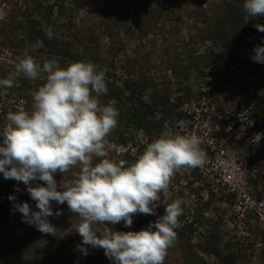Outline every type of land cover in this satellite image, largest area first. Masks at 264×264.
Returning a JSON list of instances; mask_svg holds the SVG:
<instances>
[{
  "label": "rangeland",
  "instance_id": "374dc122",
  "mask_svg": "<svg viewBox=\"0 0 264 264\" xmlns=\"http://www.w3.org/2000/svg\"><path fill=\"white\" fill-rule=\"evenodd\" d=\"M228 1L0 0V10L7 13L0 20V31L6 36V40L0 36V79L15 71L17 57L25 52L41 66L52 59L66 65L41 43L32 44L21 30H14L17 23L25 26L29 17L36 21L35 28L45 33L51 29L58 39L71 43L74 59L98 61L116 85L122 86L125 79L144 77L149 87L142 99L152 103L151 95L164 97L167 108L173 110L167 121L169 130L196 134L201 139L208 162L176 173L168 191L161 194L155 215L136 214L131 227L123 222L109 225L117 231L146 229L165 214L167 204L182 200L177 238L164 264H221L223 257L233 264H264V247L253 245L251 224L253 203L264 201V142L252 129L249 115L253 105L246 104V94L239 92L246 83L250 84L249 92L253 90L247 67L252 63L254 44H259L258 37L234 35L228 42L202 38L215 13L223 11ZM56 2L62 5L61 14ZM201 54L207 58L199 63ZM190 58L198 63L195 67ZM235 61L237 66H233ZM209 70L215 73L214 78L207 75ZM44 82L21 75L12 88L0 90V130L8 123L9 111L31 110L32 93ZM218 83L220 91L213 88ZM204 91L208 93L201 94ZM154 119L157 121V115ZM180 121L186 128L176 127ZM164 126L149 135L128 128L125 146L117 143L112 131L106 138L107 158L129 163L144 151L147 142L165 131ZM54 178L59 183L62 176L57 173ZM4 192L16 200H9L10 209L0 211V264H113L103 249L85 246V256L77 248L82 244L76 232L80 221L66 203L52 202L53 212L62 213L48 218L58 229L53 236L24 223L22 214L14 210V203L27 202L38 211L23 182L6 180L0 173V194Z\"/></svg>",
  "mask_w": 264,
  "mask_h": 264
},
{
  "label": "clouds",
  "instance_id": "9594fccd",
  "mask_svg": "<svg viewBox=\"0 0 264 264\" xmlns=\"http://www.w3.org/2000/svg\"><path fill=\"white\" fill-rule=\"evenodd\" d=\"M243 10L253 18L264 16V0H244ZM6 15L0 10V20ZM255 27L264 32V25ZM46 35L51 39L54 33L49 29ZM252 52L250 59L264 64V45ZM17 60L15 71L0 79V90L12 88L21 75L45 82L32 93L31 110L9 111L8 123L0 130V173L6 180L23 182L38 209L22 202L14 203V210L22 214L24 223L57 236L58 229L48 218L62 213L53 212L52 202L66 203L79 217L76 232L82 244L77 248L83 255L88 254L85 246H91L103 249L113 264H164L177 238L182 200L167 204L165 214L146 229L117 231L109 225L123 222L131 227L134 215H155L175 174L208 162L201 139L169 130L166 121L165 131L147 142L133 162H114L107 158L106 138L118 125L119 111L115 99L100 104L99 97L108 92L105 71L85 61L61 66L52 59L41 66L28 52ZM176 127L184 129L186 123L180 121ZM57 173L62 176L59 183L54 178ZM33 181L43 184L33 186ZM8 199L14 202L16 197Z\"/></svg>",
  "mask_w": 264,
  "mask_h": 264
},
{
  "label": "trees",
  "instance_id": "16d2710c",
  "mask_svg": "<svg viewBox=\"0 0 264 264\" xmlns=\"http://www.w3.org/2000/svg\"><path fill=\"white\" fill-rule=\"evenodd\" d=\"M243 2L244 0H229L228 2H225L224 10L215 13L207 29L204 31L202 35L204 41L228 42L234 35L243 38L254 35L258 37L257 42H259V44H254V46L261 45L260 43L264 41V32L258 31L255 25L257 23L264 25V16L256 18L247 16L243 10ZM55 4L61 14V3L56 2ZM35 5L38 6L37 3H35ZM48 9L51 10L52 6H49ZM35 23L36 21L34 19L28 17L25 26L22 24L18 25L17 23L14 30H21L23 34L28 36V42L32 44L41 43L42 47H44L48 53L60 56L61 59H58L60 62L67 63L79 61L78 59H74L71 43L58 39L55 34L53 35V38L49 39L43 30L35 28ZM0 36H3V39L6 40L5 32L1 33L0 31ZM232 46L233 48L236 47L234 44ZM206 58L207 56L203 54L197 57L199 63L205 62ZM239 58L238 55L235 56L236 60ZM192 60L193 58H190L189 62L195 67L198 63H193ZM251 62L252 63L249 64L247 68L248 73L253 78L254 85H251L253 86V90L249 92L250 84L246 83L239 87V92L246 94V104L251 103L253 105V110H251L249 115L253 124L252 129L260 135V140L264 142V64L253 61ZM93 63L98 65L101 69V65L98 61H93ZM236 64L237 62L233 66H237ZM207 75L214 78L215 73L212 70H209ZM230 81L231 80L228 79V82ZM106 82L108 92L106 95L100 96L99 101L102 106L107 105L112 99L117 101L115 107L119 111V116L117 118L118 125L113 132L116 135V140L119 145L125 146L127 144L129 138L126 137L125 130H128V128H134L149 135L150 133L155 132L161 124L169 121L173 110L167 108V101L165 100L164 102V97L158 98V96H156L155 98V95L153 94L151 95L152 103L146 102L142 99L146 89L149 87L144 77L137 80L125 79L122 86L116 85V83L111 81L109 77H106ZM213 88L220 91L221 83H218ZM207 93L208 91L201 92L203 95H206ZM156 115L157 121L154 119ZM230 118L236 121V117L234 118V116H232ZM134 160L135 159H132L129 163ZM8 197V192L0 194V211L10 209V206L8 205V202L10 201ZM216 255L218 256L219 253ZM262 258H264V253H262ZM227 259V257H223L221 264L234 263L233 261L229 262Z\"/></svg>",
  "mask_w": 264,
  "mask_h": 264
},
{
  "label": "built area",
  "instance_id": "2783aa9c",
  "mask_svg": "<svg viewBox=\"0 0 264 264\" xmlns=\"http://www.w3.org/2000/svg\"><path fill=\"white\" fill-rule=\"evenodd\" d=\"M253 219L251 220L255 232L253 245L258 249L264 247V201L253 203Z\"/></svg>",
  "mask_w": 264,
  "mask_h": 264
}]
</instances>
